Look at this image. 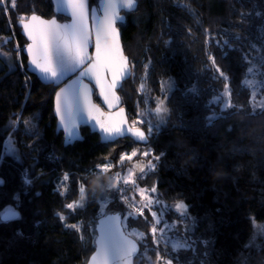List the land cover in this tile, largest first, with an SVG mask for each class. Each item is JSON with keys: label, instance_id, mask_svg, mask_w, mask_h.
Listing matches in <instances>:
<instances>
[{"label": "trees", "instance_id": "obj_1", "mask_svg": "<svg viewBox=\"0 0 264 264\" xmlns=\"http://www.w3.org/2000/svg\"><path fill=\"white\" fill-rule=\"evenodd\" d=\"M135 1V10L117 23L131 66L118 93L131 123L144 118L146 144L130 138L103 143L82 127V139L65 145L55 128L56 87L29 74L22 53L19 59L10 54L11 68L0 61V215L17 212L0 219V264H86L104 216L95 182H108L141 158L155 167L112 191L108 212L118 213L121 225L125 220L149 233L150 211L133 209L137 188H144L152 208L177 223L186 243L148 249L139 240L133 264H264V235L245 247L253 222L264 224V107L250 108L243 82L250 66L264 67V0ZM5 3L9 20L0 3V39L9 41L11 24L21 46L26 40L18 18L66 19L53 13L51 0ZM210 116L217 118L209 122ZM6 136L15 155L3 150ZM179 202L186 210L176 209Z\"/></svg>", "mask_w": 264, "mask_h": 264}, {"label": "snow or ice", "instance_id": "obj_2", "mask_svg": "<svg viewBox=\"0 0 264 264\" xmlns=\"http://www.w3.org/2000/svg\"><path fill=\"white\" fill-rule=\"evenodd\" d=\"M58 10L60 6L65 7L71 14L72 22L70 24H59L55 18L46 20L41 16L33 13L31 16H22L18 18V25L22 27L24 34L30 41L26 45L28 56L31 64L34 65L46 78L59 81L61 77L68 73H74L78 69L80 77L69 88L61 89L57 93V107L56 112L61 116L65 123V127L69 128V122H74L75 117L81 112H87L89 118H95L101 130L108 134L120 135L123 132V125L126 121L123 119V109L117 116L120 119H115L111 114L108 115L107 120L103 118L104 114L100 112L97 105L91 102V89L87 84L83 83L84 77H94L96 84L100 88V93L108 102L109 107H112V100L119 98L115 94V89L119 81L124 78L127 72L126 57L123 56L118 42V33L115 27L117 19H120L116 9L123 7L132 10L136 7L135 0H121L120 4L110 3L106 8L103 17L97 18L95 29V55L91 56L88 53V47L91 43V33L88 25V6L85 0H57ZM13 2V7H15ZM23 50V49H21ZM87 65L85 68L84 66ZM254 69L249 68L251 73ZM111 75V81H108V75ZM221 75L223 73L221 72ZM228 86L225 85V88ZM111 97V99H110ZM231 107V105H229ZM157 113L167 111L166 109L157 107ZM215 116L207 117L209 122L216 119ZM26 123V122H25ZM70 130V128H69ZM140 140H145V133L139 128H129ZM133 151L128 159L135 156ZM145 156L148 153H144ZM165 155L155 157L159 160ZM125 156H121V161ZM101 167V166H97ZM108 164L102 166L106 172L109 169ZM149 167L154 168L155 165L151 162ZM143 171V168H141ZM65 180L68 179V174H65ZM25 183L30 184V180ZM155 188L151 191L155 192ZM81 199H84V186L80 187ZM142 196L144 195L141 190ZM147 204H151L150 198L146 197ZM74 203L66 205L68 209H74ZM179 210H186L187 205L179 202L176 205ZM142 214L143 209H139ZM186 215V211L184 213ZM157 214L153 213L155 217ZM63 219V217H61ZM159 223V221H157ZM72 227H76L73 225ZM157 228H152V233L155 236ZM22 235V233H20ZM158 243V241H157ZM206 243V242H205ZM251 243L245 247H251ZM175 247V246H174ZM186 247H190L186 245ZM136 244L133 241L117 238L110 235L106 240L100 241V250L96 255H102V264H123L136 252ZM96 255L92 257V264L96 262ZM167 264H172L169 260Z\"/></svg>", "mask_w": 264, "mask_h": 264}, {"label": "water", "instance_id": "obj_3", "mask_svg": "<svg viewBox=\"0 0 264 264\" xmlns=\"http://www.w3.org/2000/svg\"><path fill=\"white\" fill-rule=\"evenodd\" d=\"M113 2L116 4H120L121 0H98L96 5H91V6L89 5V0H85V4L88 6V25H89V29H90V33H91V43L89 44V47H88V53L91 56L95 55L96 20H97V18L103 17L104 12H105V8L110 3H113ZM135 3L137 6L136 1H135ZM51 4H52L53 13L55 15L62 16L66 19L65 20H58L55 16H52L50 18H44V17H42V18H44L46 20L55 18L57 20V22L61 25L70 24L72 22L71 14L65 7L60 6L59 10H58L57 0H51ZM135 8L132 10H129V9H126L123 7H118L116 9V11L120 17V19H117V21L115 23V27H116L117 33H118L117 39H118V42L120 45L121 52H122L123 56L126 57V62L128 65L126 75L124 76V78H122L119 81V83L117 84L116 89H115V94L119 99L118 100H112L113 106L109 107L108 102L105 101L104 97L100 93V88L96 84L95 78L91 77V76L83 78V83L87 84L88 87L91 89V97L90 98H91L92 104L97 105L99 107L100 112L104 114L103 118L105 120H107L109 114H111L117 120L120 119V117L117 116V114L120 113L121 109L124 110L123 111V119L126 121V123L123 125V132L120 135L109 136L108 134L103 132L101 130L99 124L97 123L96 119L95 118H89L87 115V112H81L80 114H78L75 117L74 122H71V121L69 122L70 130H69V128L65 127L64 121L61 119V116L58 115L56 112L57 93H59L61 91V89L69 88L75 81H77L78 78L80 77V71H82L83 69H78L74 73H68V74L64 75L63 77H61V79L59 81L46 78L34 65L31 64L30 57L28 56V53L26 50V45L28 43H30V41L27 39V36L24 34L22 27L18 25V27L20 29V34L26 40V44L23 46V48H22L23 50H21L22 54L25 57L26 71L29 74L35 76L42 84H45V85L53 84L56 87V91L54 92V96H53V100H52L53 114H54L55 119H56V127L55 128H56V132H62L63 142L65 145L72 144L73 142L79 141L82 139V135L80 132V128H82V127H87V128H89V130L91 132L98 134L100 141L103 143H110V142H113L117 139H122V138H130L134 142L140 143V144H146L148 142V137H147V134L144 131V129L141 127H138V126H132L130 124L127 113H126V109H125V107H123L121 105V103H122L121 97L118 93V89L120 88L122 83L124 81H126L127 79H129L131 76V66L129 64V59L125 55L123 48H122V44H121V40H120V32H119V29L117 27V23L124 21V13L125 12L127 13L130 11H133V10H135ZM29 16H31V15H29ZM84 67L86 68L87 65H85ZM108 81L109 82L111 81V75L110 74L108 75ZM95 97L97 98L98 102L95 101ZM110 99H111V97H110ZM129 128H139L141 131H143L145 133L146 139L140 140L139 137L135 136L132 132L128 131ZM15 217H17V212H15L13 210H5L0 215L1 220L13 219ZM110 235L116 236L117 238L123 237L124 239L129 240V241H133L136 244V249H137L136 252L131 257L128 258V260L130 261V264H133L134 258L138 252V249H139V245L131 236H129L128 234L125 233V231L121 225L120 216L116 212H108L107 214H105L103 217H101L97 221L96 236H95V248H94L93 252L90 254L86 264H92V257L94 255H96L100 250V241L102 239L106 240ZM102 261H103V256L102 255H96L95 264H102ZM123 264H128V261L123 262Z\"/></svg>", "mask_w": 264, "mask_h": 264}, {"label": "rangeland", "instance_id": "obj_4", "mask_svg": "<svg viewBox=\"0 0 264 264\" xmlns=\"http://www.w3.org/2000/svg\"><path fill=\"white\" fill-rule=\"evenodd\" d=\"M0 3L2 5L4 14H6L5 16L7 17V20H9L5 0H0ZM9 30H10V38L8 39L9 41H6L4 43L0 39V57L2 58L4 62H6L9 65V68H11L13 63L11 61L10 54L16 53L17 54L16 56L19 59L22 53L21 49L23 48L24 45L21 46V44L17 40L14 28L13 26H11V24H10ZM249 68H253L254 70L251 73L247 71V75L245 76L243 82L245 85L248 86L249 91H250V108L252 110L263 108L264 107V67L263 65L260 66L259 64H255V65L250 66ZM142 86L143 85H141L140 88H142ZM226 98H227L226 95H224V97L221 98L222 101H224L223 107L226 106ZM18 119L19 118H17L16 122L18 121ZM143 121H144V118L142 120L134 121V123H131L130 121L129 122L132 126L140 127L139 123H143ZM16 122L14 123V126ZM11 126H12V123H8L7 125H5V128L10 129ZM151 126L149 127V130ZM3 150L4 152H8V153L15 155L14 145L8 136H6L5 141L3 142ZM128 156H131V154L127 155L126 157ZM150 162L153 164L152 161H149V160L147 161L145 158L135 160L131 164V166L127 168L125 173L119 172L115 174L110 180H108V182L105 181V178H100L99 181L95 182L99 190V197H100L99 200H100V205H101L100 215L101 216L107 214L108 209H109V206L107 205V201L105 198L107 196H111L112 191H114L118 186H121L122 184H132L134 181L133 180L134 177H136L135 175L136 172L137 174L144 175L150 170H152V167H149ZM141 168H143V171H141ZM138 170H140L141 173ZM141 190H143L144 192L143 196L141 194ZM137 192H138V199H136L137 201H134L133 204L135 205V207L133 209L135 212H138L139 209L147 208L150 211V214H151L150 218H151V222L153 223V226L149 229V233H147L146 231H143L137 227L130 228L128 225H126V222L124 220L122 225H123L125 233L131 236L137 242V244L139 240H142L148 246V249L149 247H152L153 243L155 244L161 243L164 246L169 245L174 250L183 246V244H185L186 242L178 234L177 223L175 221L173 222L166 221L162 213H159L158 210H155L152 208L154 198L149 195V192L147 190H145L144 188H137ZM146 197L150 198L152 201V203L148 204L147 207H145V205L147 204ZM177 210L179 212H182V210H179V209ZM153 213H156L157 215L154 217ZM157 221H159V223ZM154 226L157 228L155 236L152 233V228ZM262 235H264V224L254 221L252 224L251 234L246 244L248 245L249 243H251L252 246H257L259 242V238Z\"/></svg>", "mask_w": 264, "mask_h": 264}, {"label": "flooded vegetation", "instance_id": "obj_5", "mask_svg": "<svg viewBox=\"0 0 264 264\" xmlns=\"http://www.w3.org/2000/svg\"><path fill=\"white\" fill-rule=\"evenodd\" d=\"M1 40L5 43L6 40L4 38H1ZM24 56V55H23ZM2 60V58L0 57V61Z\"/></svg>", "mask_w": 264, "mask_h": 264}]
</instances>
